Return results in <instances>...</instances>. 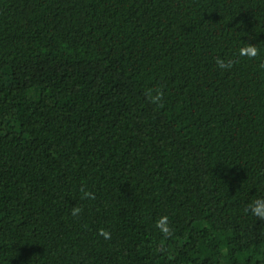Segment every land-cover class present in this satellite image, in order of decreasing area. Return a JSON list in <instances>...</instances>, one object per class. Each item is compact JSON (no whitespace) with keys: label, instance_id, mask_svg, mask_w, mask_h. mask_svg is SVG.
Here are the masks:
<instances>
[{"label":"trees","instance_id":"1","mask_svg":"<svg viewBox=\"0 0 264 264\" xmlns=\"http://www.w3.org/2000/svg\"><path fill=\"white\" fill-rule=\"evenodd\" d=\"M247 42L264 0H0V264H264Z\"/></svg>","mask_w":264,"mask_h":264},{"label":"clouds","instance_id":"2","mask_svg":"<svg viewBox=\"0 0 264 264\" xmlns=\"http://www.w3.org/2000/svg\"><path fill=\"white\" fill-rule=\"evenodd\" d=\"M238 57H244L249 60L257 59L261 56H264V50H262L257 44L247 42L241 45L238 48L237 52ZM235 61L232 57L229 56H216L215 64L219 69L227 70L233 67ZM261 68H264V61L259 65ZM147 98L155 105H161L164 98V90L162 86L153 87L146 89ZM82 198L95 199V194L91 191H83ZM245 211H250L252 216H255L261 220H264V195L256 196L254 199L250 200L247 204ZM82 213V208L80 206H73L70 211V215L73 218H79ZM155 228L159 230L161 234L165 237L169 236L173 232V227L169 222L167 215L160 216L159 219L155 221ZM99 235L102 236L105 240H110L112 234L108 229L101 228L99 229Z\"/></svg>","mask_w":264,"mask_h":264}]
</instances>
